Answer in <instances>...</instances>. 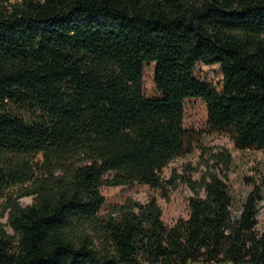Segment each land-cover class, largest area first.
I'll use <instances>...</instances> for the list:
<instances>
[{
  "label": "trees",
  "instance_id": "1",
  "mask_svg": "<svg viewBox=\"0 0 264 264\" xmlns=\"http://www.w3.org/2000/svg\"><path fill=\"white\" fill-rule=\"evenodd\" d=\"M199 63L220 64L222 90ZM189 98L264 151V0H0V195L25 188L0 208L14 231L0 223V264H264V196L255 185L233 214L228 148H204L199 181L162 177L199 140ZM179 180L197 194L172 227L155 198L99 215L103 186Z\"/></svg>",
  "mask_w": 264,
  "mask_h": 264
},
{
  "label": "rangeland",
  "instance_id": "2",
  "mask_svg": "<svg viewBox=\"0 0 264 264\" xmlns=\"http://www.w3.org/2000/svg\"><path fill=\"white\" fill-rule=\"evenodd\" d=\"M195 73L201 80L213 84L218 90H222L223 72L220 64L206 65L199 63ZM144 83L147 97L159 96L154 83V63H146ZM184 125L186 128L197 131L199 140L194 145L191 153L172 160L163 170L162 177L169 179L172 173L177 171L179 175L199 181L204 167L202 163L204 148L217 150L225 147L230 150L233 158L229 173V185L233 197V214L239 215L247 195L255 185L260 187L264 196V151L239 148L228 133L213 128L209 124L207 104L200 98L186 99ZM6 157H10V155L6 154ZM21 157L14 156L13 158L20 159ZM25 158L33 163H40L43 160L42 154ZM24 191V186H17L6 191L3 196L0 195V208L5 203L7 196L23 194ZM101 192L105 197V203L99 212L100 216L108 215L128 201L146 203L151 198H155L162 208V219L168 227L174 226L180 219L189 218L191 212L190 200L197 194V191L183 180H179L177 186L165 191L145 184H134L131 186H103ZM200 194L205 195L203 190ZM20 202L23 206L32 205L34 197L23 196ZM259 206L257 229L262 231L264 229V198ZM0 223L6 227L9 233L14 234V231L8 225L7 215L0 216Z\"/></svg>",
  "mask_w": 264,
  "mask_h": 264
}]
</instances>
